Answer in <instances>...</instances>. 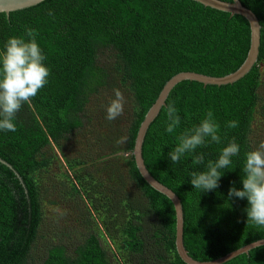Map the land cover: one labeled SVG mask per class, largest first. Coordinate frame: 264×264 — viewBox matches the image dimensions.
<instances>
[{"label": "trees", "instance_id": "1", "mask_svg": "<svg viewBox=\"0 0 264 264\" xmlns=\"http://www.w3.org/2000/svg\"><path fill=\"white\" fill-rule=\"evenodd\" d=\"M240 1L260 20L261 62L264 0ZM29 27L38 33L36 40L50 75L31 104L23 105L17 113V130H0V158L13 166L24 183L0 163V264H34L31 256L43 224L41 193L34 178L41 167L38 157L53 144L85 129L84 116L91 98L108 85L112 72L122 73L133 98L134 116L127 142L129 176L157 222L145 227V214L129 201L123 204L127 209L123 224L118 222V214L110 219L121 229L122 250L132 264H186L176 250L175 207L141 176L133 157L136 137L145 115L172 77L181 72L223 77L244 63L251 43L249 22L243 16H231L192 0H46L9 17L0 14V51L9 38L23 36ZM258 64L230 85L181 82L145 137V164L180 198L184 244L197 261H214L264 239V228L247 222V199L228 197L232 187L243 190L246 153L254 150L251 138L261 77ZM169 104H174L181 118L171 134L165 131ZM209 110L220 125L221 143L208 138L207 147L192 154L203 153L204 165H193L192 155L172 163L168 153L178 145L177 137L198 126ZM229 121H237L238 127L227 128ZM233 138L240 151L232 157V164L221 170L219 187L208 192L194 189L190 174L206 171L207 162L216 161ZM149 251L155 255L153 262ZM38 264L115 263L100 235L88 232L72 250L64 243L51 245ZM225 264H264V246Z\"/></svg>", "mask_w": 264, "mask_h": 264}, {"label": "rangeland", "instance_id": "2", "mask_svg": "<svg viewBox=\"0 0 264 264\" xmlns=\"http://www.w3.org/2000/svg\"><path fill=\"white\" fill-rule=\"evenodd\" d=\"M258 67L259 103L251 138L254 150L264 142V60ZM113 89L123 93L126 103L123 114L108 121L106 108L115 98ZM132 109L129 85L122 73L112 72L108 85L91 98L84 116L85 129L39 155L41 167L36 169L34 178L41 193L43 224L31 256L34 264H38L51 245L64 243L72 250L88 232L100 235L115 264H132L128 253L122 250L121 229L110 215L118 214V222L123 224L127 214L123 204L129 201L145 214V227L157 222L128 172L131 153L127 142L134 116ZM121 138H126V142L118 144ZM149 256L153 262L152 251Z\"/></svg>", "mask_w": 264, "mask_h": 264}, {"label": "clouds", "instance_id": "3", "mask_svg": "<svg viewBox=\"0 0 264 264\" xmlns=\"http://www.w3.org/2000/svg\"><path fill=\"white\" fill-rule=\"evenodd\" d=\"M49 15H52L49 12ZM37 31L26 28L23 36L11 37L4 44V50L0 51V130L15 132L17 126L14 123L17 113L25 104H31L32 100L48 84L50 69L45 66L46 59L43 50L37 43ZM27 37V40L25 39ZM114 99L106 108V119L114 121L124 112L126 103L123 93L119 89H113ZM174 104L167 106V126L165 131L173 133L181 123ZM227 128L238 127L237 121H229ZM220 125L215 122L213 113L209 110L205 118L198 126L184 130L178 137V145L168 153L172 163H178L186 155H192L199 147H207L210 142L221 143L219 135ZM126 142L121 138L117 143ZM240 146L235 139L224 147L216 161L209 160L206 171L192 172L191 185L202 192L213 191L219 187L222 177V169L232 164V157L237 156ZM193 165H204L203 153L192 155ZM243 190L235 187L229 189L228 197L241 200L247 199L249 207L246 209L247 222L264 228V142H261L256 150L246 153V162L243 168Z\"/></svg>", "mask_w": 264, "mask_h": 264}, {"label": "water", "instance_id": "4", "mask_svg": "<svg viewBox=\"0 0 264 264\" xmlns=\"http://www.w3.org/2000/svg\"><path fill=\"white\" fill-rule=\"evenodd\" d=\"M46 0H0V14H6L7 17L10 16L12 12H17L25 10L28 8L35 7ZM197 2L207 8H211L217 11L229 13L231 16H243L250 24L251 28V43L250 49L244 63L233 73L228 74L223 77H213L196 72H181L174 77H172L163 87L157 100L149 109L143 122L140 125L135 146L133 149V157L137 168L145 180V182L150 185L153 189L159 193L168 197L174 207L176 212V250L180 258L186 264H225L226 262L240 256L243 254H249V252L258 247L264 246V239L248 244L234 252L227 254L214 261L201 262L197 261L189 255L188 250L184 244V210L180 198L166 185L158 181L148 170L145 160L143 157V146L145 142V137L147 132L152 125V123L159 116L163 107L166 106V101L172 92V90L183 81H193L203 84L204 86H225L238 82L246 75H248L253 68L258 64L260 57L261 48V38H262V26L260 20L256 14L245 7L240 0H232L230 2L223 0H192ZM0 163L11 169L16 177L20 179L21 183L24 185L20 174L13 168L11 164L0 158Z\"/></svg>", "mask_w": 264, "mask_h": 264}, {"label": "bare ground", "instance_id": "5", "mask_svg": "<svg viewBox=\"0 0 264 264\" xmlns=\"http://www.w3.org/2000/svg\"><path fill=\"white\" fill-rule=\"evenodd\" d=\"M175 210V209H174Z\"/></svg>", "mask_w": 264, "mask_h": 264}]
</instances>
